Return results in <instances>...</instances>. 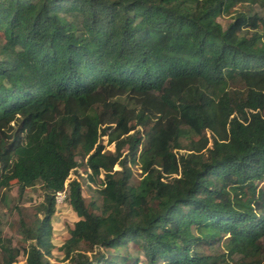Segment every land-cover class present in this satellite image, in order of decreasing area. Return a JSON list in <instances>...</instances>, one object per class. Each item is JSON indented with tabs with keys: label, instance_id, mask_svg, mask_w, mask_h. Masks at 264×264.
Returning a JSON list of instances; mask_svg holds the SVG:
<instances>
[{
	"label": "trees",
	"instance_id": "1",
	"mask_svg": "<svg viewBox=\"0 0 264 264\" xmlns=\"http://www.w3.org/2000/svg\"><path fill=\"white\" fill-rule=\"evenodd\" d=\"M255 6L264 0H0V190L15 181L20 198L39 184L43 197L19 218L23 245L0 225L2 264L21 251L52 264L63 190L80 217L66 264H264ZM78 155L99 203L81 195Z\"/></svg>",
	"mask_w": 264,
	"mask_h": 264
},
{
	"label": "rangeland",
	"instance_id": "2",
	"mask_svg": "<svg viewBox=\"0 0 264 264\" xmlns=\"http://www.w3.org/2000/svg\"><path fill=\"white\" fill-rule=\"evenodd\" d=\"M254 9L257 10L264 19V11L260 10L257 6H255ZM232 15L233 14L220 16L218 20L225 27L231 21ZM102 144L108 150L114 149L113 144H108L106 136L102 137ZM77 160L79 162V165L76 169V173H78L83 179L81 195L84 196L86 202L90 201L91 199H96L97 203H99L100 198L95 190L97 185L99 184L98 179L96 180L98 184L89 181V170L85 165V159L78 155ZM114 169H119V166L116 165ZM133 172V182H137V180L140 178L141 172L138 167H133ZM73 174L74 173H70V175ZM102 177L103 176L100 175V178ZM42 199V191L39 184H36L33 187L26 188L20 198L18 197V186L15 181H12L8 189L0 190V225L2 234L4 237L10 238L12 244L15 247L23 245L22 237L18 231V221L20 216L23 215L24 218L30 219L34 213L35 205H37L38 202H40ZM60 200L61 201L56 202L57 208L52 218V242L54 247L50 250V253L47 256L52 264L67 263V261L64 260L62 246L70 238V229L73 228V225L80 219L77 212L73 210V208L69 204V201H67V198H63ZM130 251L134 256L139 254L131 246ZM220 251H222V249L217 248V252ZM140 260H143L142 256H140ZM0 264H2L1 253ZM13 264H25V255L22 253V251L17 257L16 262H14Z\"/></svg>",
	"mask_w": 264,
	"mask_h": 264
},
{
	"label": "built area",
	"instance_id": "3",
	"mask_svg": "<svg viewBox=\"0 0 264 264\" xmlns=\"http://www.w3.org/2000/svg\"><path fill=\"white\" fill-rule=\"evenodd\" d=\"M63 198H66L65 190L56 193V196H55L56 202L61 201L60 199H63Z\"/></svg>",
	"mask_w": 264,
	"mask_h": 264
}]
</instances>
